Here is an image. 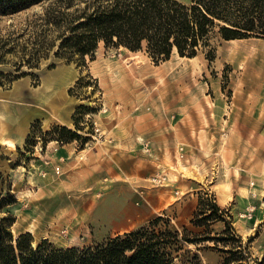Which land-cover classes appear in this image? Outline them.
Instances as JSON below:
<instances>
[{"label": "rangeland", "instance_id": "rangeland-1", "mask_svg": "<svg viewBox=\"0 0 264 264\" xmlns=\"http://www.w3.org/2000/svg\"><path fill=\"white\" fill-rule=\"evenodd\" d=\"M46 4L0 17V33L31 24ZM57 43L37 67L20 65L10 54L0 62V126L28 123L19 143L0 138V200H13L4 202L0 215L15 216L13 236L30 232L33 246L46 239L57 248L100 242L113 235L125 209L106 202L102 207V201L111 202L117 190L123 194L129 187L137 197L126 206L129 230L163 216L175 228L200 232L205 228L190 220L200 198L214 200L241 237L233 245L246 246L251 264H264V37L214 40L212 59L204 51L193 57L173 52L159 61L145 48L131 51L101 42L95 57L80 65L56 56ZM64 110L71 111L70 122H64ZM56 126L79 137L61 140ZM121 140L143 142L144 177L114 180L115 159L117 168L125 159L121 150H139ZM66 144L78 154L74 168L101 159L99 169L82 174L84 183L73 189H64L70 172L64 169ZM161 166L175 180L193 179V190L177 182L164 201L158 190L168 187V180L150 181L156 172L164 173L156 170ZM249 206L254 207L250 218ZM223 228L224 221L215 220L209 235ZM224 248L211 240L189 243L175 262L222 264Z\"/></svg>", "mask_w": 264, "mask_h": 264}, {"label": "trees", "instance_id": "trees-1", "mask_svg": "<svg viewBox=\"0 0 264 264\" xmlns=\"http://www.w3.org/2000/svg\"><path fill=\"white\" fill-rule=\"evenodd\" d=\"M43 3L47 4L34 22L0 33V62L10 54L20 65L37 67L56 40L54 54L78 65L86 57L93 59L101 42L131 51L145 48L156 61L173 52L193 57L200 51L212 59L214 40L264 37V0H0V17ZM54 130L61 140L79 137L66 126ZM4 202L0 200V212ZM224 212L214 200L200 198L190 220L194 227L205 228L200 232L185 226L180 230L168 217L155 216L100 242L66 248H57L46 239L33 246L30 232L14 237L15 216L8 212L0 215V264H177V252L183 246L207 240L226 246L222 264H251L246 246L233 245L241 237ZM215 220L224 221V228L209 235V225Z\"/></svg>", "mask_w": 264, "mask_h": 264}, {"label": "crops", "instance_id": "crops-1", "mask_svg": "<svg viewBox=\"0 0 264 264\" xmlns=\"http://www.w3.org/2000/svg\"><path fill=\"white\" fill-rule=\"evenodd\" d=\"M42 114L43 113H37V115H42ZM70 114H71L70 110H64V112L61 113L62 118L64 119V122H70ZM45 118H46V120H45L46 122H48L50 119V117L49 118L45 117ZM27 125H28V123L25 124L24 127H22V128L20 126H18L17 124L15 125L14 123L12 125H10V127H6V128H5V126H0V138L5 136L4 139L11 140L13 143H19L20 140L24 137L25 132L28 130ZM155 141L152 142L151 148H154V150H157V148L155 147ZM121 142L122 143L134 142V147L139 148V150H137L135 148L136 150L133 154H129L128 152H124L123 150H121V153L125 156V159L121 160L122 158L120 157L121 162L118 165V168L116 167L117 163H116V159H115V166L113 167V170H112V172H113L112 175H113L114 180L117 182L121 181V178L123 176L126 178L144 177L145 173H146L144 171L145 168L141 166V161L139 159L140 158L139 154L144 151L143 142L140 140H121ZM167 147H168V144L165 141L163 148L165 149ZM165 150H164V153L161 157L162 161L165 158ZM63 152H64V169H69V171H70L69 174L65 175V177H64V189H71L72 187L78 186V184L84 183V180L82 179V174H86L87 172L96 171L100 167L99 164H100L101 159H98V161H95L94 163H90L88 165L86 164L87 165L86 167L74 168V166L76 165L75 164L76 156L78 154L75 153L73 146L71 144L64 145ZM94 159H95V157H94ZM188 162H189V159L187 158V160L184 159V161L182 163H183V165L186 166V163H188ZM175 165H176L175 167L178 166L177 162L175 163ZM161 167L162 168H157L156 170L157 171L158 170H164V173L166 174L167 180H168V183L164 184V185L170 184L168 187L161 188L162 191L158 190V192L161 193L160 195H162V197L164 198V201H167L169 199L170 190L178 187L179 184L177 182H180V183L183 182V186H185V190L188 192L191 191V189L193 188V186H191V182L194 181L193 179L188 180V178L179 177L178 180H175L176 178L171 176L169 171H166L165 169H163L165 167H163V166H161ZM177 173H178V175L180 174V172H177ZM177 173H175V174L177 175ZM85 181H86V179H85ZM120 185H122V184H120ZM125 188H127V187H125ZM124 191L125 192L123 194H120L121 190H117L116 194L112 195V199H111L112 203L109 202L108 200L104 199L102 201V204H101L102 207H104V202L109 203V206H111L117 210L125 207L124 210H121L119 212L120 216H122V217L114 226V230L112 231V234L127 231L131 228L129 226V223L126 220V216L129 214V212L126 210V208L128 207L129 201L134 200L137 197L134 196V194L132 193L131 190H129V187L127 189H124ZM175 192L179 193L178 190H176ZM164 201H163V203H165ZM159 207H161V206H159ZM159 207H154V209L159 208Z\"/></svg>", "mask_w": 264, "mask_h": 264}, {"label": "built area", "instance_id": "built-area-1", "mask_svg": "<svg viewBox=\"0 0 264 264\" xmlns=\"http://www.w3.org/2000/svg\"><path fill=\"white\" fill-rule=\"evenodd\" d=\"M56 169V172L59 171V168L56 166L55 167ZM167 180V176L165 173L163 172H156L151 178H150V181L153 182V183H156V184H159V185H162L165 183V181ZM253 206H249L248 207V210H247V217H251V212L253 210Z\"/></svg>", "mask_w": 264, "mask_h": 264}, {"label": "bare ground", "instance_id": "bare-ground-1", "mask_svg": "<svg viewBox=\"0 0 264 264\" xmlns=\"http://www.w3.org/2000/svg\"><path fill=\"white\" fill-rule=\"evenodd\" d=\"M120 48H124V49H125V47H122V46H121ZM128 75L131 76V77L134 76L132 73H128ZM241 224H242V223H241Z\"/></svg>", "mask_w": 264, "mask_h": 264}]
</instances>
